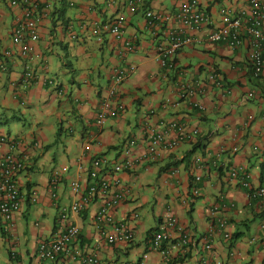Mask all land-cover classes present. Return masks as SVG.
<instances>
[{"label": "crops", "instance_id": "crops-1", "mask_svg": "<svg viewBox=\"0 0 264 264\" xmlns=\"http://www.w3.org/2000/svg\"><path fill=\"white\" fill-rule=\"evenodd\" d=\"M32 1L38 40L32 43V52L22 54L11 39L22 7L0 0V139H7L0 144V159L28 156L19 176L23 207L9 235L0 227V264H80L73 257L89 254H96L99 264H208L212 260L264 264V232L259 228L264 221V197L250 198L227 175L237 167L249 173L254 189L264 188V155L255 152H264V88L252 78L247 43L231 49L208 41L211 31L221 25L220 9L238 14L251 0H198L209 17V23L198 30L184 29L174 20L150 26L145 17L149 11L173 15L189 0ZM130 1L136 5L134 11ZM119 14L126 19L123 39L132 41V50L126 53L123 41L105 29ZM96 26L99 37L93 34ZM171 35L189 38L191 43L175 54L176 68L167 70L159 66L157 55L159 48L168 46ZM127 64L136 70L110 105H120L122 110L107 115L103 128L97 129L94 122L106 101L112 72ZM213 70L223 76L229 95L206 85ZM27 71L31 73L28 81ZM199 84L206 85L202 93L191 100L181 98L183 89ZM172 121L197 128V142L174 149L161 147L158 158L144 159L146 127ZM132 139L136 167L118 176L129 194L113 215L117 221H131L134 211L139 218L133 222L131 243L110 245L99 235L95 222L100 200L94 199L77 214L68 210L78 198L71 193L70 183L79 180L86 187L91 160L124 159ZM77 160L82 162L81 170L76 168ZM62 167H68V173L53 189L50 180ZM191 168L201 178L197 199L190 197ZM33 193L35 203L30 200ZM217 203L232 204L227 218L233 240L226 243L215 238L208 254L198 240L211 226L209 209ZM61 208L79 235L69 255L39 263L38 244L52 237ZM167 215L191 231L195 244L183 247L172 239L161 246L165 254L153 250L152 234ZM230 248L237 257H229Z\"/></svg>", "mask_w": 264, "mask_h": 264}, {"label": "built area", "instance_id": "built-area-1", "mask_svg": "<svg viewBox=\"0 0 264 264\" xmlns=\"http://www.w3.org/2000/svg\"><path fill=\"white\" fill-rule=\"evenodd\" d=\"M11 5H20L22 7V15L19 19L17 27L14 29L11 39L16 45L21 48L22 54L32 52V43L38 40L36 5L32 0H11ZM129 8L134 11L136 5L134 2H129ZM145 17L150 26L154 23H163L169 20H174L182 28L187 30H198L209 23L208 15L202 10L198 0H189L181 4V6L173 13V15H161L158 13L146 12ZM125 16L119 14L116 20L106 26V30L113 35L117 40L123 41L124 53L132 50V41L123 39V27L125 25ZM219 28L211 31L208 36L210 43H225L231 49H237L245 43L249 47V67L252 77L259 80L264 88V79H262L263 58H264V0H251L248 7L238 14L232 13L228 9H220ZM100 27L96 26L93 34L99 37ZM191 43V39H183L180 35H171L168 46L159 48L157 62L163 69L174 70L175 54ZM136 67L133 64L116 68L113 70L110 87L108 90L106 101L103 102L102 109L97 113L95 119V127L102 129L107 115L115 116L122 107L114 105L112 99L116 96L119 87L131 77L135 72ZM31 73L27 71L24 78L28 81ZM25 81V83H26ZM205 85V84H204ZM202 84L197 85L192 89H183L180 93L182 99L191 100L198 92L202 93ZM206 85L214 89L223 90L224 94L229 95L231 91L224 88V78L217 71L213 70L207 77ZM205 85V86H206ZM251 94L247 95L249 99ZM199 106V105H196ZM197 128H188L186 125L172 121L167 124L159 123L158 125H149L145 129V139L148 144V154L144 159L158 158L160 156L159 148L174 149L181 144L196 143L199 137ZM7 139L1 138L0 144H5ZM135 140H129L124 149L125 158L110 163L106 158L95 157L91 160V167L88 170V184L83 187L79 180L70 183V191L78 198L75 199L68 210L71 213L77 214L85 210L89 205L96 200L101 201L96 215L95 222L99 235L110 245L117 243H131L134 238L135 222L139 218L137 212H132V220L117 221L114 218V211L122 205L129 194V188L125 186L118 178L121 173L134 171L136 161L131 158V152L134 148ZM37 147V146H36ZM86 147L85 150H89ZM259 155L263 156L264 152L255 149ZM28 156L23 155H7L0 159V227L5 235H9L14 227V219L24 203L22 186L19 182L20 174L26 169ZM76 168L81 170L82 162L77 160ZM68 167H62L56 171L51 180V188H55L64 176L68 173ZM191 168L190 173L193 177V186L190 189L192 198L200 196L201 178L195 175ZM228 178L232 182H238L242 189L248 192V196L254 199L264 197V188L254 189L251 184V177L248 172L242 171L237 167H232L228 171ZM54 201L57 200L55 193L51 194ZM33 203L36 202L35 194L31 195L30 199ZM232 208V204H215L209 209V214L212 217V224L209 229L200 236L199 242L203 249L209 254L213 251V241L215 238H220L228 243L233 240L232 233L228 230L227 213ZM69 214L65 209H60L58 217L55 221V230L50 239L41 240L36 251V259L40 262H55L62 255H69L71 246L79 235V229L70 224L68 220ZM264 232V221L259 226ZM172 239L179 241L180 246L188 247L195 244L191 231L173 215H167L157 230L152 234L153 250L161 251L163 243L169 242ZM13 245V244H12ZM264 248V247H263ZM165 254V252H162ZM12 255L14 253H11ZM229 257H237L238 253L234 248L228 251ZM78 258L80 264H99V258L96 254L86 256L75 255L73 259ZM1 259V255H0ZM208 264H221L217 260H212Z\"/></svg>", "mask_w": 264, "mask_h": 264}, {"label": "trees", "instance_id": "trees-1", "mask_svg": "<svg viewBox=\"0 0 264 264\" xmlns=\"http://www.w3.org/2000/svg\"><path fill=\"white\" fill-rule=\"evenodd\" d=\"M252 78H253V77H252ZM192 186H193V185H192ZM191 188H192V187H191ZM191 188H190V189H191ZM190 197H191V195H190ZM191 198H192V197H191ZM197 198H198V197H196V199H197ZM192 199H193V198H192ZM194 199H195V198H194Z\"/></svg>", "mask_w": 264, "mask_h": 264}]
</instances>
